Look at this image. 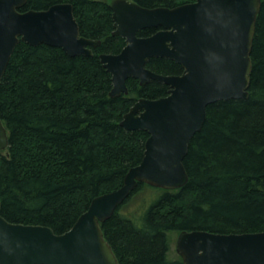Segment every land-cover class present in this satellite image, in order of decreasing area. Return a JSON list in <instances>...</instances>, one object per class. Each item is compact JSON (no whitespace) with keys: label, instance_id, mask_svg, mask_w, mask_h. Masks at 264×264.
Wrapping results in <instances>:
<instances>
[{"label":"trees","instance_id":"1","mask_svg":"<svg viewBox=\"0 0 264 264\" xmlns=\"http://www.w3.org/2000/svg\"><path fill=\"white\" fill-rule=\"evenodd\" d=\"M135 1L172 8L196 0ZM58 2H71L81 35L101 45L90 56H70L45 43L16 46L0 85V117L9 132L8 147L0 150V202L11 222L63 233L95 197L121 187L129 169L142 161L149 133L127 130L121 121L136 100L166 96L169 86L130 78L129 93L111 97L112 75L99 55L117 54L126 42L113 34L107 0H27L21 10ZM251 58L249 97L208 105L184 159L188 182L178 189L140 182L132 194L145 186L155 191L142 212L131 216L120 205L102 223L119 264H184L181 257L169 258L172 231H264V0ZM147 67L167 75L183 72L166 57L151 58Z\"/></svg>","mask_w":264,"mask_h":264},{"label":"water","instance_id":"2","mask_svg":"<svg viewBox=\"0 0 264 264\" xmlns=\"http://www.w3.org/2000/svg\"><path fill=\"white\" fill-rule=\"evenodd\" d=\"M114 35L125 38L117 53H101L111 73V97L128 94L127 80H151L169 86L166 96L141 97L125 113L127 130L149 133L142 161L129 169L116 190L95 197L73 226L56 233L41 224L7 220L1 214L0 264H119L102 223L111 217L140 182L178 189L189 180L184 164L192 137L201 130L209 104L248 98L253 40L263 0H196L172 8L144 7L135 0H107ZM27 0H0V85L20 41L62 47L70 56L94 54L101 40L81 35L71 2L47 9L21 10ZM155 28L149 36L141 30ZM153 57L170 58L181 74H161L147 67ZM9 132L0 117V150ZM176 250L184 264H264V231L179 232Z\"/></svg>","mask_w":264,"mask_h":264},{"label":"rangeland","instance_id":"3","mask_svg":"<svg viewBox=\"0 0 264 264\" xmlns=\"http://www.w3.org/2000/svg\"><path fill=\"white\" fill-rule=\"evenodd\" d=\"M155 193L150 187H142L141 190L134 192L128 199L122 204L121 210L128 215L137 216L148 205L149 201ZM178 231H172L169 233L170 239V251L169 258L176 259L181 257L176 250V242L178 238Z\"/></svg>","mask_w":264,"mask_h":264}]
</instances>
